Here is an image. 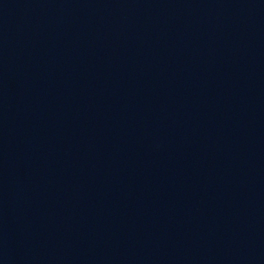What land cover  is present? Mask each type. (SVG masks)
I'll use <instances>...</instances> for the list:
<instances>
[{"label":"water","instance_id":"95a60500","mask_svg":"<svg viewBox=\"0 0 264 264\" xmlns=\"http://www.w3.org/2000/svg\"><path fill=\"white\" fill-rule=\"evenodd\" d=\"M264 0H0V264H94Z\"/></svg>","mask_w":264,"mask_h":264}]
</instances>
